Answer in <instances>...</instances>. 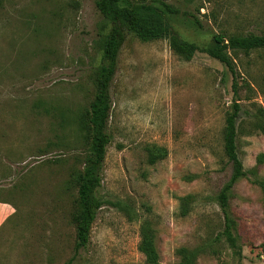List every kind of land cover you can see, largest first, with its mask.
Wrapping results in <instances>:
<instances>
[{
	"label": "rangeland",
	"instance_id": "1",
	"mask_svg": "<svg viewBox=\"0 0 264 264\" xmlns=\"http://www.w3.org/2000/svg\"><path fill=\"white\" fill-rule=\"evenodd\" d=\"M165 1L178 10L168 16L172 31L200 48L213 33L264 35V0ZM108 27L94 0H0V197L14 208L0 228V264L72 255L86 148L74 119L93 95ZM231 59L233 76L200 50L184 58L165 38L125 34L108 87L109 139L94 190L102 203L72 264H147L138 249L145 224L158 264H178L180 246L205 248L193 264H264L262 198L251 181L252 168L264 178V133L255 127L264 119V50ZM234 100L236 153L248 173L224 208L234 221L229 247L215 195L230 174L221 132ZM188 193L195 199L179 216L177 197Z\"/></svg>",
	"mask_w": 264,
	"mask_h": 264
},
{
	"label": "trees",
	"instance_id": "2",
	"mask_svg": "<svg viewBox=\"0 0 264 264\" xmlns=\"http://www.w3.org/2000/svg\"><path fill=\"white\" fill-rule=\"evenodd\" d=\"M98 13L109 23L107 31L102 35L99 63L94 68V91L83 112L74 119L77 129L86 146L83 153V163L80 172L75 176V207L71 215L74 224L73 252L61 264H72L78 251L84 248L89 239L91 223L102 201L96 198L94 190L100 182L101 165L105 147L108 143L106 132L111 99L108 91L109 83L116 67L117 51L126 33H131L142 41L165 38L172 51L189 58L195 50H200L222 63L235 74L231 53L241 51L247 53L255 49L264 50V35L247 33L230 35L224 38L220 34H211L209 43L198 47L192 42L180 38L172 31L168 16L177 14L178 10L165 0H94ZM232 87L235 82L232 81ZM239 110L237 100L232 103V109L227 113L221 132L222 153L230 163V174L215 195V200L222 211V229L219 235L229 247L236 246L233 233L234 221L225 213L228 196L232 185L248 173L243 169L241 160L236 153V124L235 119ZM260 113L263 114L262 110ZM255 127L264 133V119H258ZM250 170V169H249ZM254 175L253 183L260 188L262 198V213L264 217V178ZM194 194L178 196L179 216L186 215L194 201ZM138 249L143 254L147 264H158L157 253L153 243V234L145 224L141 229ZM204 247L180 246L175 249L178 264H193L196 256L204 251Z\"/></svg>",
	"mask_w": 264,
	"mask_h": 264
},
{
	"label": "crops",
	"instance_id": "3",
	"mask_svg": "<svg viewBox=\"0 0 264 264\" xmlns=\"http://www.w3.org/2000/svg\"><path fill=\"white\" fill-rule=\"evenodd\" d=\"M0 160H2V157H0ZM1 167V164H0ZM2 169H0V174ZM14 212V208L12 204L6 200L0 197V228L2 225L6 222V220L12 215Z\"/></svg>",
	"mask_w": 264,
	"mask_h": 264
}]
</instances>
